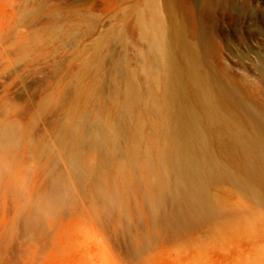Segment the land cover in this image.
Here are the masks:
<instances>
[{"label": "rangeland", "instance_id": "1", "mask_svg": "<svg viewBox=\"0 0 264 264\" xmlns=\"http://www.w3.org/2000/svg\"><path fill=\"white\" fill-rule=\"evenodd\" d=\"M153 7L165 25L179 16L192 37L205 31L212 68L264 111V0H0V127L13 134L8 153L13 165L2 176L28 191L21 194L24 203L48 193L50 175H61L70 187L65 212L52 216L49 242L34 243L38 250L29 264H264V187L245 174L246 157L223 143L227 129H211L197 180L211 216L178 233L151 217L152 174L163 172L158 157L167 143L166 113L152 106L163 105L164 79L150 58L141 22ZM118 65L139 93L138 118L122 126V149L100 173L119 199L107 218L101 203L72 180L64 152L86 115L117 127L124 98L101 84ZM84 148L76 147L81 162L93 165L96 152ZM135 155L140 157L136 176L127 163ZM165 174L170 187L179 186L171 169ZM10 196L0 200V235L8 231L0 243V264H12L11 241L28 239L11 240L17 213ZM170 208L167 203L165 210ZM15 226L21 232V223ZM147 236L149 246L132 256L133 242Z\"/></svg>", "mask_w": 264, "mask_h": 264}, {"label": "bare ground", "instance_id": "2", "mask_svg": "<svg viewBox=\"0 0 264 264\" xmlns=\"http://www.w3.org/2000/svg\"><path fill=\"white\" fill-rule=\"evenodd\" d=\"M171 8L172 14H176V7L171 6ZM153 9L149 17L146 14L148 18H143L141 22L143 33L149 39L150 58L164 79L163 105H156L155 101L152 106L157 108L158 112L166 113L167 118L163 117L165 125L164 123L162 125L166 129L167 143L166 151L162 153L165 155L160 160L159 157L162 155L158 157L163 172H160V168L159 172L155 170L154 175L152 174L155 178L152 177L149 190L154 196L152 200H147V205L152 218H158L161 226L166 230L178 233L188 227L199 225L211 216L210 208L204 206L205 203L200 200L202 185L200 179L197 180L201 175L200 166L204 164L210 151L209 143H211L210 135L213 134L211 131L213 127L227 129L226 143H223L231 151H239L246 157L245 174L250 180L264 187V111L212 68L209 63V56L212 53L210 42L208 43L204 30L194 38L185 19L176 16L171 18L170 24L165 25L164 20L161 21V15L159 17V11L156 12L154 7ZM262 68L264 72V66ZM155 72L157 73V70ZM120 85H124L123 90H120ZM101 86L113 94L121 93L124 98L122 112L119 119L117 118V127L111 128L109 124L107 126L103 119H100L101 117H93L92 120L86 115L78 122V133L72 134L71 143L66 147L64 157L72 180L86 191L87 196L102 204L100 206H103L104 216L109 218L117 209L119 199L116 190L103 182L100 173L106 165L108 166L112 154L122 149L119 144L121 129L124 124L137 116L134 114V106H136L134 100L139 93L137 94L135 87L127 81L124 69L120 65ZM224 135L226 134H223V138ZM12 137L11 129L7 126L0 127V192L2 193L0 200L3 201L4 196L9 193L14 202L15 209L14 207L13 209L16 210L17 217L14 215L16 218L12 220V229H9L13 234L11 240L19 239L20 236L28 238L25 239L27 242L16 244L12 241L9 243L8 239L7 250L13 251L12 264H29L38 250L34 243L44 246L49 242L54 223L52 216L59 217L65 212L69 203L70 187L61 175H50L47 194L40 196L41 198L35 196L37 198H33L34 201L29 203L22 202L21 194L28 191L21 183L15 181L17 183L10 184L4 181V175L2 176L3 172L9 171L13 165L8 157ZM163 142H166L165 139ZM77 144L96 152V163L90 166L84 165L81 162L82 155L79 154L81 151L78 153L80 149L76 150ZM43 148L47 149L46 146ZM138 151L135 150L134 153ZM137 157L135 155L127 162L134 176L138 172L136 163L140 157L138 159ZM146 157L148 158V155ZM149 164L152 167V163ZM149 166L147 168L153 172L154 166L152 169ZM163 168H167L166 171L172 170L179 186L172 188L166 183V171ZM87 190L91 193L89 194ZM167 203L171 206L169 211L165 210ZM18 223L22 225L21 232H17L14 228ZM5 234L0 235V243L6 240ZM151 240L150 236L135 240L131 247V255L136 256L147 248Z\"/></svg>", "mask_w": 264, "mask_h": 264}]
</instances>
